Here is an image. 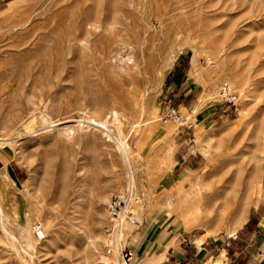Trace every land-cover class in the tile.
Segmentation results:
<instances>
[{"label":"rangeland","instance_id":"374dc122","mask_svg":"<svg viewBox=\"0 0 264 264\" xmlns=\"http://www.w3.org/2000/svg\"><path fill=\"white\" fill-rule=\"evenodd\" d=\"M173 57L183 72L197 62L194 102L168 89ZM222 83L238 93L236 111L218 104ZM169 102L185 116L195 108L192 130L160 122ZM91 119L107 132H84ZM0 140L2 164L23 177L3 179L0 264H101L110 195L131 186L141 222L131 245L149 215L158 222L135 258L165 236L161 264H206L222 250L224 264H264V0H0Z\"/></svg>","mask_w":264,"mask_h":264},{"label":"bare ground","instance_id":"6f19581e","mask_svg":"<svg viewBox=\"0 0 264 264\" xmlns=\"http://www.w3.org/2000/svg\"><path fill=\"white\" fill-rule=\"evenodd\" d=\"M177 38H178V36H176ZM175 37V38H176ZM183 39V37L182 38H179V40L181 41ZM178 41V40H177ZM175 42V41H174ZM184 44H186V42L184 43ZM178 45H180V43L178 42ZM185 46V45H184ZM177 48V47H176ZM171 53V51L169 52V54ZM170 57H171V55H170ZM169 60L167 61V62H164L163 63V70H164V72H166L167 70H169V69H171V67H172V65H173V63H174V60H175V57H173V58H168ZM131 62V61H130ZM130 64V63H129ZM132 65H134V64H132ZM133 68H134V66H133ZM135 70V69H134ZM134 70H132L131 69V71H134ZM197 70V62L195 61V60H192V62H191V74L193 75L194 74V72ZM163 72V74H162V78H164V73ZM131 72L129 71V75H131V76H133L132 74H130ZM129 75H127V76H129ZM124 76H126V75H124ZM127 78V77H126ZM130 79V78H129ZM125 80V79H124ZM237 83V82H236ZM238 83H242L241 81L240 82H238ZM237 85V84H236ZM241 85V84H240ZM242 85H244V84H242ZM249 87V86H248ZM246 87H242V97H246V98H250V95L249 94H247V91H246ZM138 89L137 88H135V86L134 85H132V86H128V88H127V93H128V95L129 94H132L133 96H135L136 94H138ZM114 94H117V96L119 95L118 93H114ZM120 96V95H119ZM138 96V95H137ZM130 98V97H129ZM122 99H124L123 98V96H122ZM121 99V100H122ZM128 99V98H127ZM120 100V99H119ZM248 101V100H247ZM128 102V101H127ZM124 103V102H123ZM121 104H122V101H121ZM250 105V104H249ZM248 105V106H249ZM125 106H127V105H125ZM124 107V106H123ZM128 107V106H127ZM247 108V107H246ZM242 110V109H241ZM247 111V110H246ZM249 111V110H248ZM113 114H114V118H115V120L117 121L116 123L119 125V129H118V131H119V134L121 133V131H122V122H121V120H119V119H122L123 117L116 111V112H112ZM245 110L243 111H241V112H239V118L237 119V120H235V122L236 123H238V126H239V124L240 123H242L243 122V119H245V117H246V115H245ZM141 114V113H140ZM248 115V114H247ZM121 116V117H120ZM196 116H197V113H196ZM196 116H195V122L194 123H196ZM92 120V122L91 123H88V125L87 126H85V127H81V129L85 132V129L88 131V132H92V131H95V127H97L98 129L100 128V127H98V124L99 123H97L98 121H95L96 119H91ZM102 121V120H101ZM100 121V122H101ZM122 121H123V119H122ZM104 122V121H103ZM103 122H101V123H103ZM100 123V125L101 126H103V127H101L103 130V132H107L106 130L108 129H106L105 130V125L104 124H101ZM106 123H108V122H106ZM99 125V126H100ZM107 125H109V124H107ZM237 126V127H238ZM109 127V126H108ZM101 128H100V131H101ZM100 131H98V132H100ZM109 131H111V130H109ZM117 131V130H116ZM92 134V133H91ZM93 134H94V132H93ZM103 134V137H105L106 138V141L107 142H109V143H114V141L111 139V137H110V135H109V133H102ZM113 134V133H112ZM252 134H253V132H252ZM253 135H255V137L256 138H260V136L258 135V133L256 132V133H254ZM253 135H252V139H253ZM251 138V137H250ZM255 139V138H254ZM105 140V139H104ZM117 140V139H116ZM3 142V141H2ZM1 142V140H0V145H5V144H3ZM5 143V142H4ZM104 143H106V142H104ZM116 144V143H115ZM116 149H117V152H119V153H121L123 156H125V157H127L128 158V156H129V144L127 143V141H125L124 139H122V140H120V139H118L117 140V146H116ZM2 155V154H1ZM121 157V156H120ZM256 158H257V155H256V153L255 152H253V155H252V157H251V159L255 162L256 161ZM124 159V158H123ZM129 159V158H128ZM112 163V162H111ZM110 164V163H109ZM110 165H112V164H110ZM115 166V165H114ZM112 167H113V165H112ZM111 168V167H110ZM112 169V168H111ZM114 169H115V167H114ZM254 170H252V172H253ZM2 179H4L6 182H8L9 183V179H8V177L6 176V175H4L3 176V178ZM130 183V182H129ZM252 174L251 175H249L248 177H247V180H246V184L247 185H252ZM12 185V184H11ZM6 186V185H5ZM12 187V186H11ZM132 187V186H131ZM131 187H129V188H131ZM133 188V187H132ZM253 189H254V186H253ZM253 192H254V190H253ZM133 203H136V199H134L133 198V193H132V198H131V200H130V203H129V206H128V208H127V215H129V214H132L133 216L131 217V219H133V221L131 222V221H129V220H124L123 222H122V224H121V233H120V236H119V244H120V247H123V246H128L129 248H131L132 250H133V252H134V254H133V257H132V264H136V262L137 261H140V264H145L147 261H148V263H149V261L150 262H152L153 264H161L165 259H166V254H167V242H166V240H167V238L166 239H164V240H162V241H158V242H155V241H150L149 242V244L148 245H145V246H142V248H144V257H143V259L142 260H139L138 259V257L137 258H135V251H134V249L132 248V247H130L131 246V244H130V240L128 241V239L126 238V236H127V233H129V232H135V231H137L140 227H141V222H140V220H139V218L137 217V214L135 213V212H133L131 209V207H132V204ZM167 203V202H166ZM166 206H168V208L171 210V211H176V205H174V204H168V205H166ZM243 207H244V204H243ZM242 210H243V208L240 210V213H239V216H240V218L242 219V217L244 216L243 214V212H242ZM208 213V212H207ZM209 214V213H208ZM206 216H208V215H206ZM30 219V218H29ZM28 221V220H27ZM236 221H238V220H236ZM32 223V222H31ZM157 221H156V218H154V214H152L151 215V217H150V215L148 216V221H147V226L145 227V229L141 232L142 234H143V236H145L146 235V233H148V232H150V231H152V230H154V228H156V226H157ZM193 221L192 222H190V221H187V222H185L184 223V226H183V231H185V232H190L192 229H193V227H194V225H193ZM213 223H215V222H213ZM217 223V222H216ZM240 223H242V220L240 221ZM29 225H31V224H29ZM37 225H35L34 226V229H33V231L35 230V227H36ZM41 226V225H40ZM216 227V226H215ZM214 227V228H215ZM41 228H42V226H41ZM234 228V227H233ZM231 229V230H229V233H230V235L232 236L234 233V229ZM42 230H43V232H44V234H45V238H46V233H45V231H44V229L42 228ZM126 230V231H125ZM131 230V231H130ZM129 231V232H128ZM158 232V231H157ZM141 233H134V235H132L131 236V240H132V244L136 247V248H141V243L143 242V239L141 240V242H139V237H140V235H141ZM128 235H130V234H128ZM130 237V236H129ZM128 237V238H129ZM149 241V240H148ZM197 244H198V246H202V240H198L197 241ZM213 264H221V256H219V257H217L216 259H215V261L213 262Z\"/></svg>","mask_w":264,"mask_h":264},{"label":"built area","instance_id":"2783aa9c","mask_svg":"<svg viewBox=\"0 0 264 264\" xmlns=\"http://www.w3.org/2000/svg\"><path fill=\"white\" fill-rule=\"evenodd\" d=\"M212 63V67H214ZM218 104L225 107V111H236L239 97L231 84L222 83L217 88ZM180 105L174 106L170 102L165 106L160 117L164 125L173 123L182 130H192L194 126L195 108H184L186 116L180 110ZM133 188L127 187L123 192H115L110 195L106 207L107 224L103 228L104 242L102 253L99 256L101 264H132L133 250L128 246L120 247L119 236L121 224L124 220L133 221L131 214L127 215V208L132 198ZM34 238L38 241L45 239V234L40 225L34 230Z\"/></svg>","mask_w":264,"mask_h":264},{"label":"crops","instance_id":"0c3cea01","mask_svg":"<svg viewBox=\"0 0 264 264\" xmlns=\"http://www.w3.org/2000/svg\"><path fill=\"white\" fill-rule=\"evenodd\" d=\"M177 63H176V66L174 65V67L171 69V71L168 73V75L170 76L169 78V87L168 89H171L172 91H175V92H178L179 96L183 97L184 99H182L183 101L185 102H194L197 95H199V91L201 89V85L199 84H196L195 83V80L192 81L193 79V75L191 74V69H190V61L187 62L188 64V69L185 70L184 72L181 70V68L183 67L182 66V63L178 57L177 59ZM190 69V70H189ZM196 84V85H195ZM177 166V163L176 165ZM176 167H174L175 169ZM181 172V171H180ZM179 172V173H180ZM6 175L12 182H13V186L15 187L16 184L20 183V181L22 180V171L15 165H13V161L12 160H9L7 162V164L4 166L2 164V161L0 160V177H1V180H2V185H3V192L5 194L2 195V192L0 190V198L2 200V207L4 205V199L5 198H9V190L5 187V183L3 181V176ZM178 175V174H177ZM255 189V187H254ZM256 191V190H254ZM256 193V192H254ZM5 197V198H4ZM10 200V199H8ZM246 223V220L244 222V224ZM244 224L238 226V227H241L243 226ZM236 228L235 227V230H234V234L231 236L229 231H228V234L226 233V235L230 238V237H233L235 235V231H236ZM162 239H166V237L164 236H161L160 240L159 241H162ZM171 240V239H170ZM205 241V240H204ZM204 241H202V246L204 245ZM131 244V243H130ZM198 246V245H197ZM200 246V247H202ZM131 247L134 249L135 251V255H136V247L132 244ZM199 247V246H198ZM171 249H173V243L172 245H170L169 249L167 250V255L170 253ZM185 251L183 250V253ZM222 253L224 254V251L222 250ZM221 253V254H222ZM220 254V255H221ZM167 255H166V262L168 261L167 259ZM219 255V256H220ZM225 255V254H224ZM223 255V256H224ZM170 257V256H169ZM172 257V256H171ZM174 257V256H173ZM183 258V257H181ZM180 259H178L179 261ZM214 260V259H213ZM226 261V259L224 260L223 257L221 258V264H224ZM165 262V261H164ZM214 261L212 262H209V261H206V264H213Z\"/></svg>","mask_w":264,"mask_h":264},{"label":"trees","instance_id":"16d2710c","mask_svg":"<svg viewBox=\"0 0 264 264\" xmlns=\"http://www.w3.org/2000/svg\"><path fill=\"white\" fill-rule=\"evenodd\" d=\"M185 69H186V70L188 69V64L185 65Z\"/></svg>","mask_w":264,"mask_h":264}]
</instances>
